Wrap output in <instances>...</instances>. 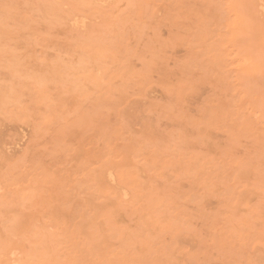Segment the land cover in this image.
Segmentation results:
<instances>
[{"label":"rangeland","instance_id":"374dc122","mask_svg":"<svg viewBox=\"0 0 264 264\" xmlns=\"http://www.w3.org/2000/svg\"><path fill=\"white\" fill-rule=\"evenodd\" d=\"M0 264H264V0H0Z\"/></svg>","mask_w":264,"mask_h":264}]
</instances>
